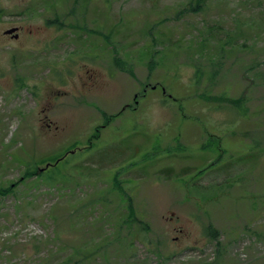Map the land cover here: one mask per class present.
Listing matches in <instances>:
<instances>
[{
  "label": "rangeland",
  "instance_id": "obj_1",
  "mask_svg": "<svg viewBox=\"0 0 264 264\" xmlns=\"http://www.w3.org/2000/svg\"><path fill=\"white\" fill-rule=\"evenodd\" d=\"M189 1L0 0V264L106 241L124 211L116 172L150 243L110 242L86 264H264V0ZM197 66L213 79L196 84ZM85 70L98 109L78 105L95 100ZM201 93H244L247 115Z\"/></svg>",
  "mask_w": 264,
  "mask_h": 264
},
{
  "label": "trees",
  "instance_id": "obj_2",
  "mask_svg": "<svg viewBox=\"0 0 264 264\" xmlns=\"http://www.w3.org/2000/svg\"><path fill=\"white\" fill-rule=\"evenodd\" d=\"M78 0H74V2L76 3ZM205 4V0H190L188 2V9H190V11L192 12H198L199 10L202 9L203 5ZM74 10L71 9L70 13L73 12ZM60 21V22H59ZM52 22H56L58 25V28H61L62 23L61 20L59 19V15L55 14L53 19H47L46 23L50 24ZM214 26V25H213ZM219 25H216V29H218ZM71 27V25H70ZM212 29L215 30L216 29ZM226 39H230V37H228L227 35L225 36ZM219 49H221L222 52H224V47L221 45L219 47ZM221 56H218L217 59H212V57L208 58L211 59L208 60L206 62V64L208 65L209 63H213L212 67L214 65H217L220 62ZM121 58L116 55V57H114V63L117 66V68L120 69H125L127 70V72H129V74L131 75L132 71L131 68H129L126 64L125 67L123 66V63L120 62ZM216 73V70H203L201 69V67L197 66L195 71H194V79H195V83L198 84L200 83L202 80H208L211 81L213 79L214 74ZM202 97L206 100V101H211L213 99H217L218 104L216 105V108L219 109H225V108H229L230 110L233 111V116L234 117H245L247 115V107L245 106L247 98L244 96L245 94L242 93L239 97H231L228 96L226 94H220L219 97H214V96H205V94H202ZM225 103V105L223 104ZM109 117L111 118L112 116H107L105 117V123L107 124L109 122ZM111 120V119H110ZM98 138V134H95L92 136V139H96ZM90 145L88 147H90L93 143L90 141L89 142ZM213 148L210 146V149ZM31 174H41L40 170H36L33 169L30 171ZM119 176V172L114 173V175L111 177V191H117L120 196V203L123 206V213L120 216V219L118 221H116L113 224V230H112V234L109 238H106V241H100L97 240L95 243L93 242V244L91 245L89 252L85 253L84 251V245H82V247H75L71 248L69 253L67 254V256L62 259L60 261V264H86L87 261L89 260L90 257H100L103 253V250L106 249V246L109 245H115V246H120L122 247L123 243H126V246H132V244H134L135 241H140L142 243L145 244H149L150 241L148 239H145L144 237V233H147L149 230V224L148 222H146L145 220H143L142 218L138 217L136 211L133 208V204H132V197L130 196V194L126 191V188L121 186V180L118 178ZM53 176H49L47 179H53ZM8 192L10 191V188L8 187H0V194H3L4 192ZM94 201H98V203H102L105 205H109V199L108 197H103L102 199L99 198V196H97L96 198H94ZM92 200V202H94ZM106 211L105 213L102 214V218L105 217V215H107ZM109 222L111 221L110 218L105 217ZM104 220V219H103ZM101 223V222H100ZM97 222L95 223H90L88 226L92 229L93 227L97 226ZM93 231V229H92ZM57 233V231H56ZM143 234V235H142ZM204 234L206 236H208L210 238V240H212L215 244L216 250L217 252L221 250V248L223 247V243H221L219 241V231L217 228H215L212 224H207L206 226H204ZM57 237H59V234L57 233ZM147 242V243H146ZM125 246V247H126Z\"/></svg>",
  "mask_w": 264,
  "mask_h": 264
},
{
  "label": "flooded vegetation",
  "instance_id": "obj_3",
  "mask_svg": "<svg viewBox=\"0 0 264 264\" xmlns=\"http://www.w3.org/2000/svg\"><path fill=\"white\" fill-rule=\"evenodd\" d=\"M12 27H14V26H12ZM11 37H13L12 34H11ZM99 80H100L99 74H96V72L92 71V70H85L84 71V77L80 76L81 86H82V89L84 91V92H82V90H80V93H82L86 97L89 96V95H93L95 100L90 102V101H87V100L84 101V99H82V100L78 101V105L79 106H82V105L83 106H87V107L92 106V107L98 109L97 108V104L99 103L98 102L99 94L97 93V91L94 92V89L95 88L97 89V86L99 84ZM128 106H129V103L125 102L124 106L122 108L124 109V108H127ZM98 112L101 114L100 111H98ZM101 126H104V124H102Z\"/></svg>",
  "mask_w": 264,
  "mask_h": 264
},
{
  "label": "water",
  "instance_id": "obj_4",
  "mask_svg": "<svg viewBox=\"0 0 264 264\" xmlns=\"http://www.w3.org/2000/svg\"><path fill=\"white\" fill-rule=\"evenodd\" d=\"M17 29V27H10V28H7L3 31L4 34H12L13 32H15ZM13 37L16 38L17 37V34H14L13 33Z\"/></svg>",
  "mask_w": 264,
  "mask_h": 264
}]
</instances>
